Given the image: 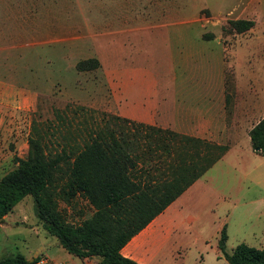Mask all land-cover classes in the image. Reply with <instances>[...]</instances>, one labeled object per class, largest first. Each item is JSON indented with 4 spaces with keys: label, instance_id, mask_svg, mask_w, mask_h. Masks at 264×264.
Instances as JSON below:
<instances>
[{
    "label": "rangeland",
    "instance_id": "374dc122",
    "mask_svg": "<svg viewBox=\"0 0 264 264\" xmlns=\"http://www.w3.org/2000/svg\"><path fill=\"white\" fill-rule=\"evenodd\" d=\"M235 19L252 25L239 31ZM0 44H6L0 48V176L17 168L16 157L27 156L30 136H40L43 145V127L56 109L71 116L81 105L98 117L134 119L172 110L170 94L185 97L190 88L183 71L186 65L191 71L185 52L193 48L194 62L205 67L198 87L212 83L222 68L225 107L247 95L263 108L246 123L264 114V0H0ZM88 58L99 65L76 68ZM232 138L223 139L229 145L224 155L162 215L175 222L159 263L224 261L218 246L223 224L228 252L239 242L264 245V151L252 147L248 132ZM58 206L75 224L94 210L80 195L59 199ZM18 252L44 264L98 259L64 249L36 216L30 194L0 216V258Z\"/></svg>",
    "mask_w": 264,
    "mask_h": 264
},
{
    "label": "trees",
    "instance_id": "16d2710c",
    "mask_svg": "<svg viewBox=\"0 0 264 264\" xmlns=\"http://www.w3.org/2000/svg\"><path fill=\"white\" fill-rule=\"evenodd\" d=\"M243 31L252 20L235 19ZM99 65L83 59L76 68ZM69 116L55 110L54 120L40 136H30L25 158L0 176V216L24 195L34 200L36 216L68 252L79 258L97 256L96 264H141L121 248L161 213L227 150L206 138L116 113L96 116L77 105ZM252 147L264 151V115L248 131ZM80 195L93 212L79 223L68 221L59 199L70 202ZM226 224L218 246L225 261L216 264H264V245L245 242L226 250ZM22 253L0 258V264H35Z\"/></svg>",
    "mask_w": 264,
    "mask_h": 264
},
{
    "label": "crops",
    "instance_id": "0c3cea01",
    "mask_svg": "<svg viewBox=\"0 0 264 264\" xmlns=\"http://www.w3.org/2000/svg\"><path fill=\"white\" fill-rule=\"evenodd\" d=\"M6 17H9V15L7 14ZM203 43L207 45L204 46L205 48L209 47V43ZM2 46L4 47L6 44H0V48ZM185 54L190 58L189 60L192 59L193 61L192 64L190 63L192 65L191 71L187 70V65L183 71L186 73L185 76L191 80L190 88L184 95L185 97H183L182 93L176 91L174 94H170L174 96V99L169 100L170 103L174 104L172 110H168L166 113H159V111L154 109L148 110L144 113V116L137 117L136 120H141L162 127L188 129L185 133L206 138L217 143H222L223 139L234 142L232 141L234 140V138H232L233 135L235 136L238 134L239 130L248 132L252 125L260 119L259 118L256 122L249 124V117L252 119L257 116L263 108L261 105L262 103L258 102L256 105L254 98L244 95L242 98H234L235 102H233L232 105L230 102L228 108H226V93L223 87L222 68L216 71V79L212 83H209L206 87H198L199 78H203L201 76H204L202 74L200 75V73L205 67L194 62L196 58L193 57L198 54V51H195L194 48L192 51L185 52ZM199 69L200 71H198ZM146 101L148 102L149 100ZM193 183L161 213L151 220L152 222L158 218L157 222L153 224L150 229L144 231L146 228L145 226L138 233L133 235L121 248L122 254L137 260L141 264H161L159 263L158 257L159 250L162 243L171 234L175 222L172 216L169 215L168 217L166 215L162 217V215L168 212V210H172V206L175 204L176 200L182 199L183 196L188 193ZM95 261H97L96 258Z\"/></svg>",
    "mask_w": 264,
    "mask_h": 264
},
{
    "label": "built area",
    "instance_id": "2783aa9c",
    "mask_svg": "<svg viewBox=\"0 0 264 264\" xmlns=\"http://www.w3.org/2000/svg\"><path fill=\"white\" fill-rule=\"evenodd\" d=\"M36 264H44V259L40 258L38 261L35 262Z\"/></svg>",
    "mask_w": 264,
    "mask_h": 264
}]
</instances>
